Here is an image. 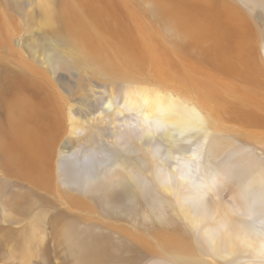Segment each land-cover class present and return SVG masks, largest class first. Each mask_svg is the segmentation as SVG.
<instances>
[{
	"label": "bare ground",
	"instance_id": "bare-ground-1",
	"mask_svg": "<svg viewBox=\"0 0 264 264\" xmlns=\"http://www.w3.org/2000/svg\"><path fill=\"white\" fill-rule=\"evenodd\" d=\"M129 2L38 0L45 25L104 75L163 88L126 90L113 115L129 116L110 136L66 114L25 57L30 76L0 70V264H264V152L216 134L264 144L263 131L229 125L264 127V95L250 88L264 89V0H137L139 13ZM49 42L52 70H70L64 40ZM35 43L31 52L47 51ZM67 130L91 140L73 159L54 151Z\"/></svg>",
	"mask_w": 264,
	"mask_h": 264
},
{
	"label": "rangeland",
	"instance_id": "rangeland-1",
	"mask_svg": "<svg viewBox=\"0 0 264 264\" xmlns=\"http://www.w3.org/2000/svg\"><path fill=\"white\" fill-rule=\"evenodd\" d=\"M9 3H8V2ZM61 0H52V3L54 6H58ZM107 0H103L104 7L106 8L107 11H110V6L105 5ZM132 1L130 4H132L133 7H135L137 10V13L140 11V6L137 4V0H128ZM138 7V8H137ZM16 8V9H14ZM17 7L14 5L11 0H0V17L2 14H7L10 20V23L6 21V26L11 28V30L7 33L10 37V45L8 48L2 47L0 45V70L3 73V76L6 78H13L15 80L16 77L20 76L24 70V74H22V77L30 76V71L28 69H23L22 65L18 60V58H22L28 61L32 62V66L36 70H41L43 71V76L48 78L46 81H50L49 83L51 84L50 88L52 90H56L55 92L58 93L63 99L64 102L60 103V106L62 109L64 108L65 113L69 110L72 109V113L75 115V119L79 118L80 125L86 127L88 124L96 126V128L101 129V135L107 137L111 135L113 132L114 126L119 125L121 123V119L127 118L129 114L127 112L123 114H117V117L113 115L114 111V106L115 104L117 107H121L120 105L123 104L124 102V95L125 91H139L141 88L144 86L147 87V83L143 82H134V80H129V76H127L128 73L126 74H120L118 76H114L108 72L104 75V71L101 70V67L98 66V64H94L92 61L91 62L87 59H84L81 57L79 54L78 50L76 49V42L72 40L66 33H64L62 30H60L56 25L54 26H46L44 23L45 17L42 14V10L39 8L38 5V0H29L27 4L22 7ZM19 9V10H18ZM21 11V13H20ZM147 20V19H145ZM155 26V28L159 31L165 32L163 27L154 24L150 25ZM153 28V29H155ZM47 35V36H45ZM47 40H44L46 39ZM52 37L53 39H61V41L64 40L66 45L61 48L64 50L65 54L67 55L68 53L72 55V59L70 55H68V59L66 58L65 62H63L70 70H65V72H59L56 73L52 70L51 65L48 63L49 59V51L53 49L52 44L49 42V38ZM39 38V39H38ZM34 40L37 44L38 47H44L47 51L39 52V53H33L31 52V45L34 43ZM42 40V41H41ZM29 41V42H28ZM47 41V42H46ZM72 41V42H71ZM40 45V46H39ZM160 45V44H159ZM75 46V47H74ZM167 47L169 50V46L164 45V47ZM74 47V48H73ZM165 47V48H166ZM173 48V46H171ZM14 48V53H12ZM166 48V49H167ZM173 50V49H172ZM72 52V54L70 52ZM47 52V53H46ZM76 52V53H75ZM173 52L176 51L173 50ZM78 53V56L76 55ZM185 53V52H183ZM48 55V56H47ZM75 55V56H74ZM23 56V57H22ZM47 56V57H46ZM25 57V58H24ZM75 57V58H74ZM77 57L79 59H77ZM81 57V58H80ZM84 60V61H83ZM86 60V61H85ZM6 61V62H5ZM174 62V60H172ZM184 61L188 64H195L196 65V60L192 59L190 60L189 57L184 56ZM19 62V63H18ZM90 62V63H88ZM75 63V64H74ZM85 63V64H84ZM95 67V71L92 70V67ZM96 65V66H95ZM79 66V67H77ZM89 66V68H88ZM199 66V65H198ZM22 67V68H20ZM91 67V68H90ZM100 67V69L98 68ZM78 68V69H76ZM200 68V66H199ZM92 71H91V70ZM99 69V70H97ZM80 70V71H79ZM72 72V74H70ZM28 73V74H27ZM103 73V74H102ZM70 74V75H69ZM67 75V76H66ZM107 75V76H106ZM42 76V74H41ZM64 76V78H62ZM232 75H230L231 78ZM237 76V75H234ZM232 77L231 78L232 82L238 81V77ZM75 77V78H74ZM124 77V78H122ZM51 78V80H49ZM66 78V79H65ZM81 78V80H80ZM127 78V79H126ZM40 81V79L37 77L36 80ZM69 79V80H68ZM72 79V80H71ZM52 81V82H51ZM234 81V82H235ZM68 83V86L66 84ZM70 82V84H69ZM72 82V84H71ZM233 82V83H234ZM75 84V85H74ZM144 84V85H143ZM165 84H171L173 85L174 82H168ZM54 85V86H52ZM63 85V86H62ZM55 87V88H54ZM145 87V89H146ZM0 91L2 93V87L0 84ZM14 88H11L10 91L6 94V98L9 99L11 97L12 92L14 91ZM149 91L151 90L152 92H155L157 89L162 90L163 88L161 86L158 87H153V85L149 84L148 85ZM251 89L259 88L256 89L261 95H264V89L260 87H255V86H250ZM113 92H112V91ZM261 90V91H259ZM60 91V92H59ZM62 95H61V94ZM40 94V93H39ZM173 95H170L168 97H172ZM264 97V96H262ZM111 103V106L109 105ZM77 105V106H76ZM108 109V110H107ZM106 111V112H105ZM109 111V112H108ZM105 112V114L109 113L110 118L104 120V121H96L95 123H87L88 120H91L92 118H97L100 116L99 114ZM112 112V113H111ZM93 113V114H92ZM103 114L101 117L103 118L105 116ZM1 115V113H0ZM78 115V116H77ZM94 116V117H93ZM82 118V119H81ZM87 119V121H86ZM120 119V120H119ZM82 120V121H81ZM119 121V122H118ZM82 122V124H81ZM87 123V124H86ZM67 126L70 125L69 121L66 122ZM229 125L234 128L235 130H250V131H263L264 132V127L263 126H256L252 127V129L248 128H243L242 126L229 122ZM239 127H242L243 129H240ZM89 128H85L84 131H87ZM90 131V130H89ZM95 132H99L98 130H95ZM217 135L224 136V137H229L237 140L238 142H242L244 144H248L251 146H255V148L259 152H264V144L255 140H250L248 139L247 136L242 135L240 133H233V132H218L216 133ZM77 135V136H76ZM76 135L74 134L71 135L70 131L67 130L65 134H63L59 139L57 140L58 143H61V146H55L54 151L58 155L60 153L59 150L64 147V150L69 152L70 151V159H73L74 153H76L77 150H79V145L80 142H88L91 141L90 137H86L87 132H77ZM77 138V139H76ZM83 139V140H82ZM73 141V142H70ZM84 141V142H83ZM251 141L252 144L249 142ZM254 144V145H253ZM262 144V145H261ZM60 147V149H59ZM259 147V148H258ZM57 148V149H56ZM73 149V150H72ZM262 149V150H260ZM57 150V151H56ZM75 150V151H74ZM73 153V154H72ZM72 157V158H71Z\"/></svg>",
	"mask_w": 264,
	"mask_h": 264
}]
</instances>
